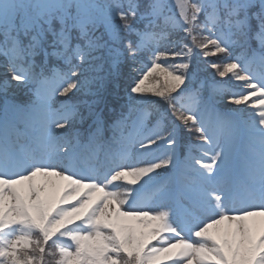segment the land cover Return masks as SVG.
I'll use <instances>...</instances> for the list:
<instances>
[{"label":"snow or ice","instance_id":"6c2138e0","mask_svg":"<svg viewBox=\"0 0 264 264\" xmlns=\"http://www.w3.org/2000/svg\"><path fill=\"white\" fill-rule=\"evenodd\" d=\"M0 57V264H264V0H0Z\"/></svg>","mask_w":264,"mask_h":264},{"label":"trees","instance_id":"16d2710c","mask_svg":"<svg viewBox=\"0 0 264 264\" xmlns=\"http://www.w3.org/2000/svg\"><path fill=\"white\" fill-rule=\"evenodd\" d=\"M211 59H215V58H211ZM3 62H4V61H3V57H0V65H2ZM125 72H126V73H129V72H130V69H126ZM2 73H3V68L0 67V74H2ZM131 75H132V76H137V75H139V73H131ZM204 75H208V76L210 77L211 81H212L211 70H208L207 72L202 71V72L200 73V77H201V79H204ZM0 78H2V76H0ZM216 79L219 80V77H217ZM128 82H130V81L127 79V76H126V78H125V82H124V83H125V86H126V84H127ZM209 86H211V84H210ZM232 90H233V91H238V89H236V88H233ZM9 95H11V96H13L14 98L17 99V97H16L13 93L10 92ZM122 95H123V92H122ZM229 107H234V106L229 105Z\"/></svg>","mask_w":264,"mask_h":264}]
</instances>
